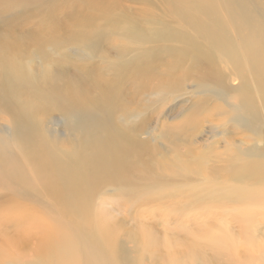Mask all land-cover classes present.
Instances as JSON below:
<instances>
[{
    "label": "rangeland",
    "instance_id": "obj_1",
    "mask_svg": "<svg viewBox=\"0 0 264 264\" xmlns=\"http://www.w3.org/2000/svg\"><path fill=\"white\" fill-rule=\"evenodd\" d=\"M191 39L220 83L183 52ZM59 81L90 103L63 109ZM105 98L106 119L93 110ZM12 107L33 135H14L24 123ZM111 127L127 139L107 166L121 177L93 182ZM260 161L264 0H0V264H212L210 231L228 225L258 256L264 212L221 193L238 189L237 166Z\"/></svg>",
    "mask_w": 264,
    "mask_h": 264
},
{
    "label": "bare ground",
    "instance_id": "obj_2",
    "mask_svg": "<svg viewBox=\"0 0 264 264\" xmlns=\"http://www.w3.org/2000/svg\"><path fill=\"white\" fill-rule=\"evenodd\" d=\"M163 30L159 27L154 30V35L158 36L155 38H163L162 35ZM161 36V37H159ZM175 37H179L178 35ZM143 41V40H141ZM189 44L186 45L182 50L184 53L193 54L195 63L197 66L204 65L206 68L205 73L203 72V76L208 77L211 82L220 83L221 82V73L215 66H210L209 59L202 53L198 43L196 40L191 39L188 40ZM124 70L113 76L112 79L104 84L102 87L106 94L114 92L116 84L121 80V78L125 75L122 74ZM166 78L168 80H172L171 77L174 75L169 71H166ZM122 74V75H121ZM147 74L143 73L140 79H138V83L142 86L143 80L146 78ZM176 87V85H175ZM166 90H172L171 86L165 88ZM53 97L59 99H63L61 101V107L63 109H80L76 105L80 106L82 104H88L89 101L85 100L81 93L74 88H71L70 84L66 81H59L55 83L53 88ZM97 106L93 108L94 111L98 112L100 117L106 119L108 114L106 112L107 108V100L103 99ZM242 109H248V104H243ZM12 113L15 115L16 123L18 120H21L23 124L22 127L14 132L15 136L24 133V136L33 135L28 129H34V124L29 117L28 112L20 111L19 109L12 107ZM77 114L85 113L82 110H77ZM109 132L108 141L101 144L98 148L95 156L92 158V161L101 169V175L95 176L93 182H97L98 180L104 181L108 179H116L119 180L121 177L117 166L114 164L113 170L107 166L112 161V153L116 155L117 149L119 146L125 147L127 143L126 136L121 131L119 132L116 128L111 127ZM32 138V137H31ZM35 152V151H33ZM32 152V153H33ZM36 155V154H35ZM34 155V156H35ZM255 163V162H254ZM251 163H244L240 166L236 167V172L232 173L234 179L239 183L238 189L234 186H229L228 188H224L221 193L222 196H225L223 205L232 206L242 208V211L248 210L249 213L255 212H264V161H260L258 165ZM252 165V168L251 166ZM107 169V170H106ZM104 175V176H103ZM10 182L9 175L0 174V185H6L5 182ZM138 180L142 182H149V179L144 175L138 176ZM139 181V182H141ZM242 183V184H241ZM78 185H81V180L77 181ZM241 184V185H240ZM41 187L49 192L55 199L60 200L65 195L64 193H59L55 190L52 182L50 180H46L41 184ZM240 202H244L245 205H240ZM261 210V211H260ZM231 228L228 225L227 231L224 229H220L219 231H210V249L211 252V263L212 264H234L236 262H241L242 264H248L253 259H255V264H264V251L260 252L257 256L258 250L256 248L255 242L248 243L246 246L243 244H239V238L236 239L234 235H230ZM48 244H51L50 234L45 238L42 246L35 250V255L40 254L41 250L45 248ZM246 250V254H242L241 251ZM226 256H230V258L226 259Z\"/></svg>",
    "mask_w": 264,
    "mask_h": 264
}]
</instances>
